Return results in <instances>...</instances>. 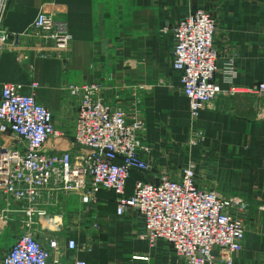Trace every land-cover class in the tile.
<instances>
[{
  "label": "crops",
  "instance_id": "crops-1",
  "mask_svg": "<svg viewBox=\"0 0 264 264\" xmlns=\"http://www.w3.org/2000/svg\"><path fill=\"white\" fill-rule=\"evenodd\" d=\"M199 8L218 24V67L237 54L236 83H264V0H11L4 24L10 32L25 34L45 12L66 21L73 40L67 52L55 54L51 44L24 35L15 50L0 53V96L7 83L22 84L24 95L34 93L65 134L58 146L68 148L78 100L65 88L100 83L108 104L123 106L130 118L138 116L145 124L142 139L149 152L142 156L150 169L131 173L126 195H133L137 181L180 178L190 154L201 188L243 203L231 211L246 230L234 264H264V96L223 95L210 102L197 123L206 139L189 151L190 102L173 68V34L181 19ZM34 82L40 86L35 91ZM116 199L114 192L101 191L94 205H84L78 196L43 204L47 216L34 229L37 238L45 246L59 239L60 244L75 240L83 248L52 254L50 264L57 258L87 264H186L167 242L152 244L145 237V221L137 213L117 216ZM12 217L11 224L21 226L22 216ZM4 256L0 253V264Z\"/></svg>",
  "mask_w": 264,
  "mask_h": 264
},
{
  "label": "built area",
  "instance_id": "built-area-1",
  "mask_svg": "<svg viewBox=\"0 0 264 264\" xmlns=\"http://www.w3.org/2000/svg\"><path fill=\"white\" fill-rule=\"evenodd\" d=\"M10 2L0 0V53L15 50L24 35L51 44L55 54L70 49L73 39L68 23L45 12L25 34L10 32L4 25ZM217 30L215 17L203 8L189 11L174 28L173 68L180 73L182 92L190 102L189 151L206 139L197 123L210 102L223 95L264 96V83L252 87L236 83L237 54L218 67ZM22 58L27 59L18 57ZM39 87L36 82L31 85L33 91ZM102 87L93 82L65 88L78 100V108L73 143L60 148L65 134L56 129L53 112L40 104L34 93L24 95L22 84L2 86L0 235L14 221V214L21 215L22 221L21 233L1 264H50L52 254L82 251L75 240L60 244L55 239L45 246L34 229L47 216L43 204L56 205L60 197L78 196L84 205H94L101 191L116 194L117 216L137 213L145 221V237L152 244L167 242L186 264H234L243 250L246 230L231 211L241 209L243 203L201 188L190 154L180 178L163 176L157 184L137 181L133 195H126L131 173L150 169L142 156L149 152L142 139L145 124L138 116L130 118L123 106L108 104L101 95ZM53 264L87 263L57 258Z\"/></svg>",
  "mask_w": 264,
  "mask_h": 264
},
{
  "label": "rangeland",
  "instance_id": "rangeland-1",
  "mask_svg": "<svg viewBox=\"0 0 264 264\" xmlns=\"http://www.w3.org/2000/svg\"><path fill=\"white\" fill-rule=\"evenodd\" d=\"M3 230V225L0 223V231ZM5 234L1 235L0 238V253L7 254L10 248L12 247L13 243H9V239L16 234L18 230H21V226L18 223L9 224L5 228Z\"/></svg>",
  "mask_w": 264,
  "mask_h": 264
}]
</instances>
